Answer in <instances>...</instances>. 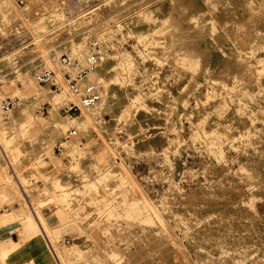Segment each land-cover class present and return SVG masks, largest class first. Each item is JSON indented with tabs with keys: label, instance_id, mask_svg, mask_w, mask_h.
I'll return each instance as SVG.
<instances>
[{
	"label": "rangeland",
	"instance_id": "1",
	"mask_svg": "<svg viewBox=\"0 0 264 264\" xmlns=\"http://www.w3.org/2000/svg\"><path fill=\"white\" fill-rule=\"evenodd\" d=\"M145 1L25 0L23 4H20L17 0H10L15 5L16 11L11 10L15 13V19L3 22L0 26V38L8 39L12 35V32H9V24L19 22L15 36L18 35L20 39H27V37L30 39L22 42L13 50L3 51L0 49V54L5 53L1 55L0 59L6 57L0 63L7 60L13 63L11 66L1 69L0 74L13 69L6 79L15 90L9 95L0 96V103L6 97L18 98L17 106L9 111L7 116H4L5 114L0 111L1 122L10 128L9 114L18 109L23 92L37 90L40 85L49 86L55 92V98L52 103L47 102L42 105L49 107L48 115L42 116L36 109L33 117L35 116V119L49 118L52 110L56 108L62 116L68 119L62 135L45 149V154L54 156L56 143L61 142L62 150L59 154L62 158L68 156L69 162L66 168L69 171L65 173V178L55 181L54 189L59 190L60 193L59 198L55 196L52 202L63 206L62 210L43 214L39 208L41 206L32 201V204L36 206L35 212L47 237L43 235L36 219L28 210L29 219L35 226V232L42 240L41 252H33V250H38L37 247H24L22 243H15L9 252L0 251L2 263L7 264V261L10 260L11 264H57L50 244L57 251L65 253L72 242L84 241L94 231L98 232V244L110 264H147V262L148 264H252V258L255 256L261 263H264V189L262 188L264 186V167H261L262 170L259 174L255 172V176L252 170L247 168L248 166H245L237 156L234 148H229L225 142L216 140V147L227 160V166L231 171L225 181L232 190L229 194L222 196L192 192L204 184V166H215L216 163L215 160H212L208 164V158L202 149L203 143L194 135L195 125L190 122L191 109L195 107L197 101H200V98L201 101L206 102L211 83L226 84L229 81L228 74L233 72L234 77L237 75L234 73H237L236 66L240 59L237 56V49H234L238 43L236 33L243 31L246 38L249 32L256 35L258 29L259 32L262 31L257 23L255 26L254 20L258 19V15L252 14L249 9V12L247 11V7L242 5L244 0H182L180 3H175L167 14L166 20L168 19V21H171L170 19L175 16L177 4L178 6L183 4V8L197 4L208 8L217 5L219 12L222 11V14L218 12L221 15H217L218 19L211 18L209 10L198 15L200 17L197 20L200 24L194 28L198 30L210 26L212 36L215 38L200 51L202 55L197 53L193 56V60L192 56L187 55V49V53H183L187 55L184 59L185 62L180 61V64H175V50L168 49L165 52L154 42L145 39L143 23L135 24L131 28L118 27L122 22L135 16V10L145 9V3H143ZM225 5L224 10L222 6ZM243 7L244 10H242ZM218 9L216 10L218 11ZM202 16L207 19H201ZM228 16L231 18L229 17V19ZM219 17H221L220 20ZM69 21H72V24L81 21V28L76 30L78 33L76 35H84L85 42L75 49L64 51L61 55L65 54L85 60L86 56L94 49L100 51V56L105 51L111 52L114 49L118 51L121 60L110 64L111 71L108 74H92L86 80L81 79L83 84L96 82L102 87L100 101L91 108L101 121L108 124L112 122L110 111L100 106L106 98L108 88L117 89L120 92L126 85L132 84L135 89L134 103L137 104V108L135 111L133 110L130 105L132 100L126 93L124 100L127 105L117 119L113 131L116 143L121 149L116 160L126 161L132 179L120 173L114 177L115 180L110 182L107 179V173L101 171L98 165L102 161V156L94 161L81 154L85 147L94 144L96 133L93 129L81 130L82 120L79 119L81 111H75L71 114L72 116L61 111L63 106L73 101L67 92L68 89L56 90L50 84L38 83L35 77L33 83H30L21 71L23 62L26 60L23 51L30 52L28 57L35 56L40 51L31 45L33 38L38 34H49V37L58 36L59 30L62 28L57 24L60 22L66 24ZM115 27H118L117 32L111 33L110 30ZM158 36V34L155 35V37ZM75 37L77 36L73 38ZM217 37H220V40H217ZM60 40L59 37L54 38L52 45L60 46L62 42ZM239 42L241 41L239 40ZM24 47L25 50H22ZM222 50L225 52L222 53ZM179 53L182 54L180 51ZM232 53L236 54V58L231 55ZM200 59L201 62L207 60L204 61L205 64L204 62L201 64ZM230 61L232 67L229 65ZM228 62L230 63L228 64ZM208 64L210 67L212 65V72L206 73ZM194 65L203 70L199 69V71ZM224 65L230 68V71L228 70L230 73L227 72V75L224 68L220 69ZM41 68L37 69V72ZM218 69L221 71L218 72ZM59 70L55 69L54 71L58 73L62 71ZM216 73L222 74L220 76ZM218 75L219 77H217ZM178 77L181 78L179 86L172 94H166L163 86L173 84ZM29 83L31 86L26 87ZM146 98H149L148 110L141 106ZM127 112H130L134 119L133 123H129ZM133 127L140 128V132L144 136L143 139L133 138L131 134ZM71 129L76 130L78 138L68 145L63 143V140L71 138H66ZM261 131L264 136V122H261L259 134ZM4 135L5 133L0 131L1 143L10 157L11 143L3 141ZM256 139L262 141L258 136ZM249 153L252 152L249 151ZM10 158L11 164L18 174L16 163L12 156ZM105 163L110 165L111 161ZM4 166L11 172L6 163ZM217 172L219 173V171ZM246 173L254 178H262L258 181V186L261 187L259 190H257L258 186L255 190L248 186L250 177ZM11 175L10 177L13 179L14 177ZM93 175H99L100 180L104 181L103 189H99L98 186L96 187L97 183L91 181ZM258 178L257 180H259ZM135 184L145 191L152 202L156 203L160 214L170 212L171 215L178 216L180 219L177 221L179 225H175L176 219L171 221L167 217L164 218L165 224L172 232L169 238H166L165 234L160 231L161 225L148 215L146 203L129 197L131 187ZM178 195L181 196L178 197ZM36 196L37 194H33V198ZM97 197L100 199H96ZM186 217L191 218L190 222L197 230L198 235L211 233L215 230L217 224H212L214 221L219 223L231 219L239 231L243 251L225 248L224 253L219 256L217 261L209 260L201 250L194 247L193 238L186 237L182 228V218ZM245 223L247 225H244ZM45 238L49 240V244ZM20 252H22L21 258H18ZM177 255H180V260L174 258ZM9 257L12 259H8ZM72 257H66L68 264H71L70 261L74 259ZM73 264L91 263L77 259L73 261Z\"/></svg>",
	"mask_w": 264,
	"mask_h": 264
},
{
	"label": "bare ground",
	"instance_id": "2",
	"mask_svg": "<svg viewBox=\"0 0 264 264\" xmlns=\"http://www.w3.org/2000/svg\"><path fill=\"white\" fill-rule=\"evenodd\" d=\"M180 2H182V0H146L145 2H143L145 3V9L140 11L135 10L136 15L130 18L129 20L122 22L121 24L118 25V27L131 28L135 24L143 23V28H144L143 35L145 39H147L152 43L154 42V44H157L158 47L165 52L168 49L175 50L176 52L174 56L175 64L178 63L180 64V61L185 62L184 59L187 55L192 56L193 59V56H195L197 53L202 55V52L200 53V51L203 50L205 46L211 43L210 41L214 40L215 38L212 36L211 33L212 28L210 26L198 30L194 28L200 24L197 20L198 17H200L198 15L204 14L207 10H209L211 12V18L216 19L219 13L222 14L221 13L222 11L219 12L217 5L208 8L207 6L205 7L197 4L196 6L193 5L189 6L190 8L188 7V5H186L188 8H183L182 7L183 4L179 5L181 7H179L177 4V6L175 7V9L177 10L175 16L170 19L171 21H168V19L166 20L167 14L169 13L170 9L175 5V3H180ZM243 2L244 4L242 5L244 7L245 6L247 7V11L249 9L252 14L258 15V19L254 20L255 26L257 23L259 25L257 26L260 27L262 31L259 32L258 29L256 35H252L250 34L251 32H249V34H247L248 37L246 38L243 35V31H237L236 39L238 43L236 48L234 47V49H237L238 52L237 56L240 59V62L238 61L239 64L237 65L236 63L237 73H234L237 75H235L234 77L232 75L233 72L231 74H228L229 81H227L226 84L212 82L211 86L208 88L209 92L206 96L207 99L206 102L201 101V98L198 96L197 98L198 99L200 98V101H197L195 107L191 109L192 111L190 113V122L192 123V125H195L194 135L197 136L200 139V142L203 143L202 149L208 158V164L212 162V160H215L216 163L215 166L205 164L206 165L204 166L205 174L203 175V177L205 178L204 184L201 187H197L196 189H194V191L191 190L194 193L200 192L208 195L213 194V195L222 196L229 194L232 190L231 186H228L225 181L226 178L230 176L229 174L231 173V171L230 168L227 166V160L224 158L223 154L216 147V143H215L216 140L225 142V144H227L229 148L232 149L234 148L236 150L237 156L242 160L245 166H248L247 168L252 170L255 176H256L255 172L259 174V172L262 170L261 167H264V136L262 135V131L259 134V131L261 130V122H264V0H244ZM244 7L242 10H244ZM222 8L225 10L226 5L222 6ZM216 9H218V11ZM220 14L219 16H221ZM234 14L237 13L234 12ZM229 17L230 16H228V18ZM202 18H204V20L207 19L204 16H202L201 19ZM220 19L221 17H219V20ZM219 20L217 21L220 22ZM228 21L231 22L232 20L231 21L228 20ZM71 22L69 21L66 24L64 22H60L57 24V26H61L60 28H62V30H59L58 36L49 37V34L36 35L33 38L31 45L35 46V48H38L40 51L35 56L28 57L30 56V52L26 51L25 47L22 48V50H25L23 51L24 53L23 55L26 56V60H24L23 62V67L21 68V71L23 75L29 79L30 83H33L32 81H34L33 80L34 77L36 78L35 73L37 72V69L41 67H45L51 70L60 69L59 71H61L62 70L61 67L62 64L60 63L61 53L70 49H75L77 48V46L85 42L84 35L82 34L76 35L78 34L76 33V30L81 28L82 25L81 21H78L76 24H72ZM118 27L111 29L110 32L116 33ZM156 34H158L159 36L155 37ZM74 36L77 37L73 38ZM252 36H254L255 38L253 39ZM57 37H59V39H61L60 41H62L61 45L58 47L52 45V43L54 42L53 41L54 38ZM219 38L220 37H217L216 39L218 40ZM239 40L241 42H239ZM186 50L188 51L187 55H186L187 53ZM189 50L191 54L189 53ZM179 51L182 52V54L179 53ZM184 52L186 53L183 54ZM224 52L225 50H222V53ZM233 54L234 53H232L231 55ZM235 55L233 56L236 58ZM5 58L6 57L0 59V61H3ZM197 60L199 61V59ZM120 61L121 60L118 56V51L114 49L111 52L105 51L102 56H100V51H99V55L93 67L83 77V79L86 80L92 74L93 75H101L103 73L108 74L111 71L110 64L117 63ZM202 62L201 64H203ZM230 62H228V64ZM11 64H13L12 61H8V60L0 63V70L11 66ZM225 65L222 66L220 69L224 68L227 75V72L230 68L228 66L227 68ZM229 65H231L230 67H232V62ZM194 69L195 68H193V70ZM199 69L203 70L202 68ZM211 69H212V65L210 67V65L208 64L206 67V73L212 72ZM220 69H218L219 70L218 72L221 71ZM194 71L196 72V70ZM61 72H59L60 73L59 76L61 78V81H63ZM178 73L176 74L179 75ZM219 75L217 77H219ZM185 76H188V74H185ZM212 76L210 77L211 79ZM180 79H181L180 77H178L175 80L173 79L174 80L173 84H166L165 86H163V88L166 91V94H172L175 88L179 86L181 82ZM213 79L216 80L215 78ZM6 80L7 79L4 78L2 81H0L1 97L5 95V92L3 91V86H5ZM134 90L135 89L132 84L126 85L124 88H122V90H120V92L117 91V89H110V88L107 89L106 98L100 106L107 109L112 114V122L109 124L101 121V119L97 116L96 112L93 111V109H91L92 107L81 105V113L79 116V119L82 120L80 125L81 130L83 131V130L93 129L95 130L96 133L95 135L96 138L93 137L95 140L94 144L85 147L82 150L81 154L94 161L99 156H102V161L99 162L98 165L101 171L107 173V179L110 182L115 180L114 177H117V175L120 173L125 175V177L127 176L132 179L126 161L116 160V157L119 155L121 149L118 147L116 143L117 140L114 136L113 131L117 119L119 118L122 111L125 109L127 105L126 101L124 100V96H126V93L129 95L128 97H130V100H132L130 102V105L133 108V110L135 111V109L137 108V104L134 103V100L136 98L135 97L136 94L134 93ZM71 94L72 93L69 92V96L71 97V99H73V101H75L76 103L80 104L79 98L77 99L75 95L73 94L71 95ZM54 98H55V92L51 90L47 85L45 86L40 85V87L34 91L23 92V94L21 95V101L18 109L13 111L11 114H9L8 117L9 121L13 123H17L20 121L29 120L32 124H34L37 130L50 128L52 132L51 143H53L55 140L59 139V137L62 135L64 130L63 126L67 124L68 119L62 116L58 111V109L56 108L52 110L50 117L44 120L40 118L35 119V117H33V114L36 111V109L39 110L40 107L46 101L52 103ZM148 105H149V98H146L145 102L141 104V106H143L142 108L148 110L149 109L147 107ZM127 114H128L129 123H133L134 119L132 118L130 112H127ZM153 115H156V113L155 114L153 113ZM131 134L133 135V138L136 140H141L144 138V136L140 132L139 127L131 128ZM256 136L262 139V141L257 140ZM66 138H70V139L63 140V143L69 145L71 141L78 138V135L73 134L70 136H66ZM249 151H251L252 153H249ZM55 158L58 159L59 157H55ZM109 160L111 161V163H109L110 165H106L105 162ZM232 166H234L233 163ZM1 171H2L1 176L5 178L4 181L5 183H2L3 184L2 186H6L10 191H12L11 184L13 185L12 183L13 180L12 177H10L12 173L9 172L7 168ZM68 171L69 169H64V172H68ZM217 171H219V173ZM246 174H248V176L250 177L248 186L252 190H255L258 186V181H260V179L262 178L257 177L259 179L257 180V178L251 177L249 173ZM100 179L101 177L99 175H93L91 181L95 182V184L97 183L96 187L98 186L99 189H103L104 181ZM260 188L261 187H259L257 190H259ZM262 188L264 189V186H262ZM18 195L19 197H17V199L23 202V205L21 206L20 209L22 211L24 210V208H28L29 206L27 207V203H25L26 201L23 195L22 194H18ZM180 196L181 195H178V197ZM129 197L131 199L136 198L145 202L148 215L152 216V218L161 225L160 231L163 234H165L166 238H169L171 236L172 232L168 228V225L165 224L166 222L164 221V218L167 217L171 221H173V219H176V222L174 224L179 225V223L177 222L180 221V219H178V216L174 217L173 215L170 214V212L168 214L164 212L163 214H160V211L158 210V206L155 205L156 203L152 202L151 199H149L148 195L145 193V191L141 190V188L136 184L131 187ZM96 199H100V198L97 197ZM34 218L36 219L43 235L47 237V233L43 228V225L41 224L35 210H34ZM184 219L182 218L183 220L182 228L185 231L186 237L191 236L193 238L194 247L198 250H201L202 253L209 260L217 261L219 259V256L222 253H224L225 248H232L238 251L240 250L243 251L244 248L240 243L239 231L235 227L234 222H232L231 219L223 220L222 222L219 223L217 221L212 222V224L213 223L217 224V226H215L214 228L215 230H213L211 233H205L203 235L197 234V230L193 228L190 222L191 218L186 217ZM244 225L247 224L245 223ZM50 248L53 252V256L57 264H61L62 262L64 264H68L66 257H71V256H73L72 258H74L70 261L71 264H73V261L77 259L87 261L91 264H110L108 260L105 258L102 249L98 244L97 231H94L90 235V237L84 241H79L77 243L72 242L71 246L67 247L68 249L67 252L65 253H62V251H57V249L52 247V244H50ZM169 256L171 257V255ZM174 258L179 260L181 259L180 255H177ZM1 261L2 259H0V264ZM252 264H264V263H261L258 257L255 256L252 258Z\"/></svg>",
	"mask_w": 264,
	"mask_h": 264
},
{
	"label": "crops",
	"instance_id": "3",
	"mask_svg": "<svg viewBox=\"0 0 264 264\" xmlns=\"http://www.w3.org/2000/svg\"><path fill=\"white\" fill-rule=\"evenodd\" d=\"M11 10H15V5L10 2V0H0V26L4 21L15 19V13ZM18 27L19 22L9 24V32H12V35L9 36L8 39L0 38L1 50H13L22 42L30 39L29 37H27V39H20L18 35L15 36ZM12 70L13 69L11 68L6 72L1 73L0 81L10 75ZM29 86H31L30 83L26 87ZM3 91L5 92V95H9L15 90L9 84V81L6 80L5 86H3ZM29 91L30 90L27 92ZM45 103H47V101ZM47 115L48 114L42 116ZM0 131L5 133L3 141L11 143V156L14 159L18 170L17 174L11 164V156L9 157L0 140V251L9 252L15 243H22L24 247H37L38 250H33V252L39 253L43 247L42 240H40L41 238L38 237L35 232V226L29 219L28 210H30L34 216L35 207L32 204V201L41 206L40 211H42L43 214L57 212L64 208L63 206L56 205L52 200L55 196L59 198V190L56 191L54 189L55 181L66 177L64 169H67L66 165L69 162V159L68 156L62 158L59 154L62 150L61 142L56 143V154L54 156L45 154V149L52 144V132L50 128L37 130L34 124L29 120L17 123L10 122V128H8V126L4 125L0 119ZM55 157L59 158L57 159ZM4 163L9 166L14 177L12 179L13 185L11 184L12 191L6 186H2V183H5V178L1 176V170L5 169ZM18 194L23 195L27 207L29 206L22 211L20 209L23 202L17 199V197H19ZM33 194H37L36 198H33ZM46 241L49 244L47 239ZM21 253L22 252L17 256L18 258H21ZM8 259H12V257H9ZM11 262L12 261L9 260L7 261V264H11ZM1 264L4 263L1 261Z\"/></svg>",
	"mask_w": 264,
	"mask_h": 264
},
{
	"label": "built area",
	"instance_id": "4",
	"mask_svg": "<svg viewBox=\"0 0 264 264\" xmlns=\"http://www.w3.org/2000/svg\"><path fill=\"white\" fill-rule=\"evenodd\" d=\"M18 3L23 4L25 0H17ZM99 51L96 49L92 50L85 58V60H79L75 57H69L68 55L62 54L60 61L62 64V79L59 76L60 73L57 71L42 67L36 75V80L40 84H50L56 90L68 89L76 98H79L80 104L75 101H70L68 104L61 108L64 113L73 114L75 111H81V105L94 106L101 99L102 87L96 82H90L83 84L81 79L89 72L93 67ZM18 98L6 97L0 103V111L5 115L17 106ZM38 112L41 115L49 113V107L46 105L40 107ZM72 116V115H71ZM77 134L75 129L69 131L68 136Z\"/></svg>",
	"mask_w": 264,
	"mask_h": 264
}]
</instances>
